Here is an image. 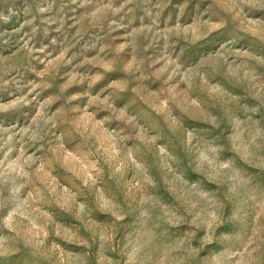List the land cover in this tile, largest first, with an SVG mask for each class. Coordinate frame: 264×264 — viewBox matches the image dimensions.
Segmentation results:
<instances>
[{
    "label": "rangeland",
    "instance_id": "rangeland-1",
    "mask_svg": "<svg viewBox=\"0 0 264 264\" xmlns=\"http://www.w3.org/2000/svg\"><path fill=\"white\" fill-rule=\"evenodd\" d=\"M0 264H264V0H0Z\"/></svg>",
    "mask_w": 264,
    "mask_h": 264
}]
</instances>
